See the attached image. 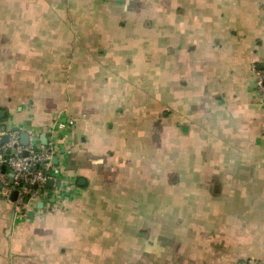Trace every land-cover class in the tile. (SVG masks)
Masks as SVG:
<instances>
[{"label":"crops","instance_id":"crops-1","mask_svg":"<svg viewBox=\"0 0 264 264\" xmlns=\"http://www.w3.org/2000/svg\"><path fill=\"white\" fill-rule=\"evenodd\" d=\"M262 68L264 0H0V114L58 158L0 264H264Z\"/></svg>","mask_w":264,"mask_h":264},{"label":"built area","instance_id":"built-area-1","mask_svg":"<svg viewBox=\"0 0 264 264\" xmlns=\"http://www.w3.org/2000/svg\"><path fill=\"white\" fill-rule=\"evenodd\" d=\"M255 83L258 93L264 102V68L255 71ZM23 130L0 131V191L5 198L15 207V212L25 217L31 200L37 199L47 190L46 184L52 180L51 166L57 153V147L51 143L43 145L35 142L39 138L35 133L29 132L30 142L22 144ZM8 136L9 141L4 142ZM6 167V172L3 168ZM13 179V184L10 180ZM17 193L16 201L12 200L13 193ZM244 264V263H238Z\"/></svg>","mask_w":264,"mask_h":264},{"label":"water","instance_id":"water-1","mask_svg":"<svg viewBox=\"0 0 264 264\" xmlns=\"http://www.w3.org/2000/svg\"><path fill=\"white\" fill-rule=\"evenodd\" d=\"M0 120H1V123L2 125L0 126V131L2 132H6L8 129L7 125L5 124V117L4 115H1L0 114ZM14 131H18L19 129L16 128V129H13ZM9 141V137L8 136H5L4 137V142L7 143ZM35 142H40L42 143L43 145H48V137L47 136H44V137H41V138H35L34 139ZM30 142V136L28 133H22V144L23 145H28ZM53 165L57 166L58 165V158H54L53 160ZM3 172L5 173L6 172V167L3 168ZM10 184H13V179L10 180ZM61 183H58L57 186L60 187ZM55 187V182L53 180H49L48 183L46 184V188L47 189H53ZM3 189V185L0 183V191ZM55 198V197H54ZM0 199H2V195L0 194ZM17 199V193L14 192L13 195H12V200L13 201H16Z\"/></svg>","mask_w":264,"mask_h":264},{"label":"trees","instance_id":"trees-1","mask_svg":"<svg viewBox=\"0 0 264 264\" xmlns=\"http://www.w3.org/2000/svg\"><path fill=\"white\" fill-rule=\"evenodd\" d=\"M239 263L250 264V262H244V261L239 262Z\"/></svg>","mask_w":264,"mask_h":264}]
</instances>
